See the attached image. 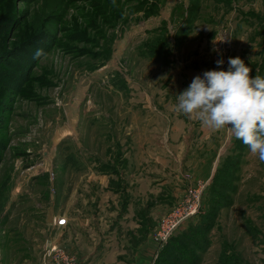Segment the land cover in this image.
<instances>
[{"label": "rangeland", "instance_id": "374dc122", "mask_svg": "<svg viewBox=\"0 0 264 264\" xmlns=\"http://www.w3.org/2000/svg\"><path fill=\"white\" fill-rule=\"evenodd\" d=\"M0 31V264H46L64 237L53 219L87 207L89 169L119 163L121 144L141 138V160L143 137L177 122L185 127L173 132L191 137L169 142L180 156L230 157L228 129L177 113L176 97L194 77L227 71L229 58L264 77V0H0ZM245 159L234 206L218 210L198 264H264V238L246 223L264 236V163L250 150ZM159 222L156 254L179 231L160 247Z\"/></svg>", "mask_w": 264, "mask_h": 264}, {"label": "crops", "instance_id": "0c3cea01", "mask_svg": "<svg viewBox=\"0 0 264 264\" xmlns=\"http://www.w3.org/2000/svg\"><path fill=\"white\" fill-rule=\"evenodd\" d=\"M175 126L185 127L184 123L176 122L170 127L171 133L168 130L170 135L143 137V144L148 143V151L143 148L147 157L136 159L141 148L139 137L136 146L131 145L134 144L132 141H127L125 150L120 145L123 154L118 152L119 163L109 165L108 170L98 166L89 169L87 184L84 185L90 193L87 207L78 201L79 205L74 206L71 216L62 217L66 226L58 228L62 229L64 237L55 244L66 248L77 264H153L157 254L152 234L162 218L161 213H167L174 203L185 196V189L192 181L206 182L209 189L226 159L236 161L237 170L230 185L234 189L231 202L220 210L234 206L240 183L244 181L242 170L248 147H238L234 137L233 141L229 139L232 145L230 157H227L229 153L215 154V149H209L196 161L192 159V151H185L180 156L178 146L175 148L169 143L179 139L187 142L186 139L191 138L190 135L177 136L173 132ZM86 209L89 214L83 215ZM219 220L218 213L215 228H219ZM246 223H249L247 232L264 238L248 216ZM213 231L214 227L210 237Z\"/></svg>", "mask_w": 264, "mask_h": 264}, {"label": "clouds", "instance_id": "9594fccd", "mask_svg": "<svg viewBox=\"0 0 264 264\" xmlns=\"http://www.w3.org/2000/svg\"><path fill=\"white\" fill-rule=\"evenodd\" d=\"M216 63L220 67L224 61ZM228 64L227 71H206L203 77H194L176 97L175 111L211 130L227 128L264 163V77L250 76L252 68L239 57L229 58Z\"/></svg>", "mask_w": 264, "mask_h": 264}, {"label": "trees", "instance_id": "16d2710c", "mask_svg": "<svg viewBox=\"0 0 264 264\" xmlns=\"http://www.w3.org/2000/svg\"><path fill=\"white\" fill-rule=\"evenodd\" d=\"M0 63H4V61L1 62L0 60ZM261 64H263L262 69H264V62ZM236 145L241 149L246 147L240 140H236ZM65 160L66 166L77 168L79 159H76L74 155H68ZM236 170V161L226 159L222 163L219 175H215L213 183L204 193L206 201L205 205L202 203L203 212L187 221L184 227L179 228V231L169 240L167 245L161 248L154 264H198L200 254L206 251L207 245H209L210 232L215 225L218 210L231 202L230 197L234 189L230 185L233 180L232 175ZM5 203L6 199L0 190V217L3 214ZM222 254L225 255L223 252ZM230 255L234 259L233 256L235 255L233 253Z\"/></svg>", "mask_w": 264, "mask_h": 264}, {"label": "built area", "instance_id": "2783aa9c", "mask_svg": "<svg viewBox=\"0 0 264 264\" xmlns=\"http://www.w3.org/2000/svg\"><path fill=\"white\" fill-rule=\"evenodd\" d=\"M207 183L198 181L185 189V196L178 200L170 212L160 219L154 233V241L162 247L164 243L179 230L187 221L200 215L202 210L203 194L207 189ZM54 227H65L66 220L58 217L53 219ZM46 264H77L73 256L58 245H52L45 251Z\"/></svg>", "mask_w": 264, "mask_h": 264}]
</instances>
